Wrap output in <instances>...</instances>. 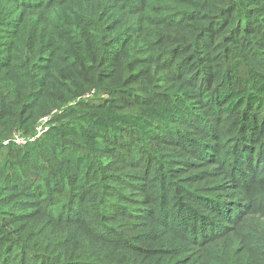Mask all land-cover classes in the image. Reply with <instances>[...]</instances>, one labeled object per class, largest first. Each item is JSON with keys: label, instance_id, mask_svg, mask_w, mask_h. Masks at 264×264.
<instances>
[{"label": "trees", "instance_id": "1", "mask_svg": "<svg viewBox=\"0 0 264 264\" xmlns=\"http://www.w3.org/2000/svg\"><path fill=\"white\" fill-rule=\"evenodd\" d=\"M0 264H264V0H0Z\"/></svg>", "mask_w": 264, "mask_h": 264}, {"label": "built area", "instance_id": "2", "mask_svg": "<svg viewBox=\"0 0 264 264\" xmlns=\"http://www.w3.org/2000/svg\"><path fill=\"white\" fill-rule=\"evenodd\" d=\"M48 118H49L48 116L42 118L43 124H41L37 127V131H38L37 135H40L43 131H45L47 129V127H45V121H47ZM11 140H13L19 144H25L27 142L26 139L20 133H16ZM9 141H10V139L5 140L4 143L7 144Z\"/></svg>", "mask_w": 264, "mask_h": 264}, {"label": "rangeland", "instance_id": "3", "mask_svg": "<svg viewBox=\"0 0 264 264\" xmlns=\"http://www.w3.org/2000/svg\"><path fill=\"white\" fill-rule=\"evenodd\" d=\"M235 238V237H234Z\"/></svg>", "mask_w": 264, "mask_h": 264}]
</instances>
